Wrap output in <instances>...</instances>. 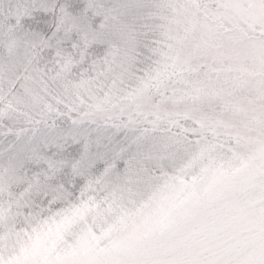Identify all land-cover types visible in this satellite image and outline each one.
<instances>
[{"label":"snow or ice","instance_id":"snow-or-ice-1","mask_svg":"<svg viewBox=\"0 0 264 264\" xmlns=\"http://www.w3.org/2000/svg\"><path fill=\"white\" fill-rule=\"evenodd\" d=\"M0 264H264V0H0Z\"/></svg>","mask_w":264,"mask_h":264}]
</instances>
